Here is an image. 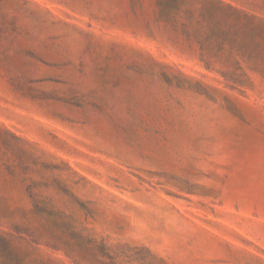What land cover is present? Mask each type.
Listing matches in <instances>:
<instances>
[{
	"label": "rangeland",
	"instance_id": "374dc122",
	"mask_svg": "<svg viewBox=\"0 0 264 264\" xmlns=\"http://www.w3.org/2000/svg\"><path fill=\"white\" fill-rule=\"evenodd\" d=\"M0 264H264V0H0Z\"/></svg>",
	"mask_w": 264,
	"mask_h": 264
}]
</instances>
